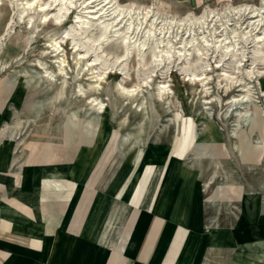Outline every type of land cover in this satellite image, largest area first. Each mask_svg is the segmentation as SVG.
I'll return each mask as SVG.
<instances>
[{
	"label": "rangeland",
	"instance_id": "374dc122",
	"mask_svg": "<svg viewBox=\"0 0 264 264\" xmlns=\"http://www.w3.org/2000/svg\"><path fill=\"white\" fill-rule=\"evenodd\" d=\"M261 1L204 0L203 4L195 6L194 0H115L117 8L114 9L116 12L111 18L117 20L110 28L111 32L99 43L93 44L89 37L99 30V26H95L97 21L91 17L93 14L89 13L93 11V8L83 4V0H73L68 4L69 10L58 22L53 17L56 12L55 5L46 8L50 11V16L44 22L42 19L44 11L39 8L40 3L35 4L33 9L28 10V13L20 19L16 0H1L0 22L8 12H12L13 20L0 37V63L4 61L2 56L14 35L29 37L30 44L18 62H14L11 67H6L0 72V105L2 106L1 101L8 95L2 91L1 86L9 83L13 78L17 80V77L23 76L20 74L25 71L35 79L46 75L53 76L58 82L64 79L69 99L78 83L86 94H90V84L94 80L104 105L103 109L96 113L100 120L101 131L96 147L93 150L84 149L85 158L77 161L70 173L83 174L85 177L90 171L88 179L93 173L96 175L95 179L99 178L102 169L96 167L97 162L93 157L97 154L102 156L106 152L113 134H118L116 133L118 126H121L120 130L126 133L129 129L138 127L137 123L142 118H144L143 123L151 120L150 133L145 131L142 136V139L146 136L149 148L146 149L144 160L133 183L137 182L139 177H144L148 166H155L160 161L159 163L164 165V174L157 191V197L163 199L160 208L167 216H179L186 222L191 219V210L198 211L199 201L202 198L199 194L200 181L191 177L188 161L190 162L192 158L179 157L172 152V149L175 138L182 131L183 119H185V125H191L193 121L199 140L202 142L216 137V145L219 147L217 153L214 151L215 148L212 150L207 146L205 153L200 157L204 166L201 181L205 183L209 181V177L215 175L214 184L207 186L204 193L206 207L204 206L203 211L206 223L209 228L228 225L229 228L235 229L239 223L238 213L242 209V206L237 209L240 198L244 194L252 195L254 192V173L247 168V160H243L240 154L236 155L229 143L237 140L242 130L247 127L245 120H237L238 114L245 108L259 122L264 121V61L259 59L253 62L251 59L253 49L264 46V42H259L257 38V36H264V8L256 10L262 6V3L264 4ZM203 13H206L204 19L193 24L190 20L187 21L191 17L201 18ZM29 15H32L30 24H28ZM81 15L90 22L89 25L85 26L76 18ZM67 28L74 33L70 36L63 35V31ZM81 29L87 30L84 36L81 35ZM149 30L152 31L150 38L147 35ZM124 35L130 37L131 49L126 55L118 58L117 56L123 51V45H121L122 48L115 47L113 53H109V49ZM72 37L75 40L79 38L87 42L93 49L84 55L82 50L88 45L76 47ZM56 42L60 48L57 52L52 47ZM133 44L139 45L143 50L137 51L138 47ZM216 44L222 48L233 45L234 51L221 57L224 51L222 48L215 50ZM197 46L201 48L205 46L207 49L202 51V58L199 64L197 63L200 66L196 70L197 75L192 76L191 72L185 69L192 59L199 56L194 49ZM187 47L189 50L185 51ZM162 49L171 51L169 58L165 61L160 63L159 60H153L147 65L137 63L141 58L149 59L152 51L159 53ZM94 56H100L101 62L108 61L107 65L96 64L95 71L100 78L98 81L97 77H93L96 74L92 73L91 65L86 66V62ZM188 76L193 78L194 82L189 80ZM118 85L129 89L136 85L138 98L135 101L116 99ZM160 85H165L169 91V94L164 96L163 102L156 93ZM52 89L43 93L44 90L41 87L34 83L29 84L25 90L23 102L44 98ZM244 94L248 95V100L243 104L229 103L233 102V98L236 99L238 95ZM13 97L11 103H18L19 97L16 95ZM73 106L76 107V105ZM51 108V104L45 106L38 123L39 125L48 123L47 131L31 136L35 137L40 144L41 155H45V151L52 147L54 152L59 149L64 151L72 149L69 148L71 144L68 145L65 137L59 133L57 124L59 117L51 113ZM6 112L10 113L8 110ZM51 116L52 121L49 120ZM3 118L6 117L0 116V122ZM254 133L259 137L258 141L262 143L264 137L259 130ZM26 135L25 132L23 137ZM18 137L13 155L20 156L18 164H23L24 158L33 145L23 151V144L20 143L22 134ZM3 138V135H0V167L9 161L2 152L11 143ZM133 138L131 137L132 140L129 142H135ZM82 140L81 134L75 147L81 148ZM22 152L24 154L20 155ZM193 155L195 154L191 151V156ZM216 157L220 160L217 168L212 164V160ZM193 159L196 160V158ZM24 168L26 170L29 168L31 173L37 174L36 176L39 175L33 167ZM261 171H264V167ZM246 201L249 202L247 199ZM213 202L217 204L213 205ZM250 206L255 211V203H251ZM249 209H245L244 212ZM247 217L248 223L254 221L252 215ZM221 218L224 220L221 221ZM258 219L259 221L254 224L257 227L256 235L262 238L264 237V219L261 217Z\"/></svg>",
	"mask_w": 264,
	"mask_h": 264
},
{
	"label": "crops",
	"instance_id": "0c3cea01",
	"mask_svg": "<svg viewBox=\"0 0 264 264\" xmlns=\"http://www.w3.org/2000/svg\"><path fill=\"white\" fill-rule=\"evenodd\" d=\"M39 148L32 146L23 164L5 155L9 161L0 167V264H256L260 238L254 224L264 211L256 216L250 206L255 203L252 193L240 198L235 229H207L195 210L188 222L161 210L163 199L157 191L163 174L150 201L147 176L131 183L124 201L129 176L108 205L100 229L91 230L106 196L96 193L94 173L87 184H82L87 175L70 173L82 147L56 152L52 147L45 155ZM24 167H33L39 175ZM248 215L253 222L248 223Z\"/></svg>",
	"mask_w": 264,
	"mask_h": 264
},
{
	"label": "bare ground",
	"instance_id": "6f19581e",
	"mask_svg": "<svg viewBox=\"0 0 264 264\" xmlns=\"http://www.w3.org/2000/svg\"><path fill=\"white\" fill-rule=\"evenodd\" d=\"M72 1L73 0H44V1L42 0H22V1L16 0V5L18 9V12H17L18 17L22 19L25 16V14L28 13V10L33 9L35 4L40 3L39 8L44 11L42 14L43 21L46 22L50 16V11L46 10V8L48 6L55 5L56 12L55 14H53V17L55 21L58 22L61 18H63V16L69 10L70 6L68 4H70ZM203 2L204 0H194V5L200 6L201 4H203ZM261 2H264V0H262ZM83 4H88L90 5L89 8H93V11H89V13H92L93 16L91 17L96 19L97 24H95V26L97 27L99 26V30L96 33H93V35L90 36L89 39L92 41L93 44L99 43L103 39V37H106L107 34L111 32L110 28L117 20V19L115 20L111 18V16H113V14L116 12L114 10L117 8L116 2L115 0H83ZM261 5L262 6L259 7L258 9L256 8V10H260L261 8H264L263 6L264 4L262 3ZM205 16H206V13H203L201 18L191 17L187 19V21L190 20V22L193 24L199 20H202V18L204 19ZM29 17L30 18H29L28 24L31 23L32 15H29ZM76 18L82 21V24H84L85 26L88 23H90L89 21H86L82 15L76 16ZM111 19L113 20L110 22ZM12 20H13L12 12H8L7 14H5V17H3V20L0 22V37L10 27ZM81 30H82L81 35L84 36L87 30L85 31H83V29ZM73 33L74 32L68 28L65 31H63V35L65 36H70ZM151 34H152V31L149 30L147 34L148 38H150ZM257 38L259 42L260 41L264 42V39H263L264 36H257ZM129 39H130L129 36H126V35L121 36L118 39V41L115 43V45L109 49L110 50L109 53H113V49L115 47L122 48L121 45H123V51H121L120 55L117 57L119 58V57H123L124 55H126L129 49H131V45H132ZM72 41L76 42L75 43L76 47L78 46L86 47L88 45L87 42H84L79 38L76 40L75 38H73ZM29 44H30L29 37L14 35V37L10 39L7 45V49L2 56L4 57L3 59L4 61L0 63V72L6 67H9V66L11 67V65L14 62H18V60L21 58V55L27 49ZM192 46L193 45H191V47ZM52 47H54L55 52L59 51L60 49L59 46H57V42L53 44ZM136 47H138L137 51L139 52L143 50L139 45ZM187 48L185 49V51L189 50V48L188 49ZM219 48H222V46L216 44L215 50ZM91 49L93 48L90 45H88L85 49L83 48L82 51H84V55H85V54H88ZM194 49L197 51V54L199 56H197V58L195 59H192L191 62H189L186 65V69H185V71H190L192 76L197 75L196 70L200 67L199 65H197V63L199 64V60H201L203 52H204L203 50H206L207 48L205 46H203V48H201V46H197V47H194ZM222 49L224 53L221 54V57L227 56L228 53H230L231 51H234L233 45L223 46ZM170 53L171 51L169 49H166V50L162 49L161 51H159V53L152 51L151 57L149 59L141 58L138 60L137 63L138 64L143 63L144 65H147L149 62L153 60L154 61L159 60L161 63L165 61L167 58H169ZM251 55H252L251 59L253 62L259 59L264 61V46L262 48H259V47L254 48L253 51L251 52ZM158 57H161V58L156 59ZM100 60H101L100 56H96V57L94 56L89 61L86 62L87 67L91 65V70L93 71L92 73L96 74L93 77L95 78L97 77V81L100 80V78L98 77L99 76L98 73L95 71V69L97 68L96 64H101V65L108 64L107 60H104L103 62H101ZM20 75H23L24 77L19 76L17 77V80L13 78L9 81V83H6L3 86H1L2 91H4L8 95H6V97L3 98V101H1V103L3 102V104H2V113L0 116L6 117V118H3L0 122V135H3L4 137L3 140L11 141V143L9 144L8 148L5 151V155L8 157L9 160L11 159L13 160V158H18V159L20 158V156L17 157L13 155L15 151L16 138H19L18 136L20 134H22L20 143L23 144V147H24L23 151H25L26 148H30L32 145L33 147L35 145L37 146L38 141L35 140V137L32 138L31 136L32 135L37 136L39 135V133L41 134V132L47 131V126H49L48 123L40 124V125L38 123H39L40 116L43 114L45 106L47 104H51L52 105L51 113H53V115L56 114L55 116L59 117V122L57 123L58 128L60 130L59 133H62V135L65 137V142L66 143L68 142L67 143L68 145L70 144L71 146L75 145V143L78 141L79 136H81L82 134L83 144H82V150H81L78 161L80 159L83 160L86 155V154L84 155V152H85L84 149L93 150L96 147L99 133L101 131L100 120L97 118L96 113L100 111L101 109H103L104 105L102 103V100H100V96L97 92L99 91L98 90L99 88L98 86H96L95 81L93 80L92 83L90 84V87H91L90 94H86L81 84L78 83L77 87L71 93V98L69 99L67 95V91H66L67 86H66V82L64 79L58 82L51 75H46L45 77H43L44 79L43 78L35 79L33 76H31V74L27 73L26 71ZM190 76H188L189 80L194 82V79L191 78ZM32 83H34L38 87H41V89L44 90L43 93H46L48 89H51V88L53 89L44 98L37 99V100H30L28 102L27 101L23 102L24 101L23 96L25 95L24 94L25 90L27 86H29V84H32ZM45 88L47 89L45 90ZM118 88L119 89H117V95H116L117 97L115 96L116 99H122V100L126 99V100L135 101L139 96L137 92L138 87L136 85H134V88H131V89L122 88L120 87V85H118ZM156 93H157V96L161 99L160 101L163 102L164 96L166 94H169V91L165 85H160L158 86ZM13 95H16L19 97L18 103H11L12 100L14 99ZM73 100H75V102ZM247 100H248V95L244 94V95H238V98L236 99L233 98V102H229V103H231V105L237 104V103L243 104ZM76 101H77V104H76ZM73 105H76V107H74ZM84 107H88V109H84ZM6 110L10 111V113H7ZM249 117H250V120H249ZM143 119L144 118H142L140 122L137 123L138 127L134 129H129L130 131L128 130V132L126 133H123V131L120 130L121 126H118V129L116 128L117 131L115 130L116 133L118 134H115V133L113 134L111 138V142L109 143V146L106 149V152H104L102 156H99L97 154L96 156L93 157L94 161L97 162L96 167L98 166V167H101L102 169V172L99 173V178L95 179L96 175L93 176V179L95 180L94 182L96 183L95 188H97L96 193L102 194L104 195V197L106 196L105 197L106 203L102 205L101 210L99 211V214H98V219L97 221L95 220V222L93 223L91 230L95 228L97 230L100 229V225H102V221L108 213V209H109L108 205L112 203L114 195L120 190V188L126 182V179L129 176H131V179H129V182L124 189V193H123V198H124V195L128 187L131 185V183L133 182L134 178L136 177L140 169V166L145 157L146 149L149 148V144L146 143L147 142L146 136L144 139H142V136H144L143 133L145 131L150 133L149 129L151 128L149 126L150 125L149 122L151 120L149 121L146 120V122L143 123L142 121ZM49 120L52 121L53 117L51 116ZM183 120L185 122V119ZM237 120H240V121L245 120L247 127H245V129L242 130V133L238 137L237 140L230 141L229 146L231 147L232 151L236 155L240 154L243 160L245 161L247 160V163H246L247 168L250 171H252V173H254L253 196H254V200L256 204L255 212L257 216L259 212L264 211V171H261V169L264 167V141L260 143L258 141L259 137L256 136L254 132L256 130H259V133H261L262 137H264V121L259 122L256 117H252V114L248 112L246 108L245 110L242 111V113L238 114ZM184 122L182 123V126H181L182 131H180L179 129L180 132L178 134V137L175 138L172 152L179 155V157L184 156L185 157L184 159L186 158L189 159V157L192 158V160L190 159V162L188 161L189 168L192 173L191 177L193 179H196L197 181H200L199 194L200 196H202V198L199 201L200 204L198 207V211L195 214V217L198 218L200 225L208 229L209 225H205V214L203 211L204 206L206 207L205 205L206 202L204 200V197H205L204 193H205L207 186L209 185L211 186L212 184H214L215 175H212L211 177H209V181L207 180L205 183L201 181V178L203 177V173H204L203 171L204 166L200 160V157L205 153L207 146L211 149L215 148V150L214 149L212 150L216 152H217V148L219 147L216 145L217 144L216 137L208 138L207 140L205 139L206 141L201 142V140H199V134L197 132L195 123L191 121V125L189 124L185 125ZM234 131L236 132V129H234ZM25 132L27 135L26 137H23ZM235 132L233 134L234 137L236 136ZM131 137L136 141L129 142L130 140H132ZM114 138L116 140H114ZM38 140H40L39 137H38ZM220 148H221V145H220ZM96 150H98V148ZM191 151H193L195 154L193 155V157L191 156ZM22 154L24 153L22 152L20 155ZM193 158H196V160H194ZM105 160L108 162H106ZM159 162L155 166H148L144 173V176H147L149 180L148 185H147V190H146L147 195H148V201H150L153 195L155 194L157 180L159 176L164 174V165ZM212 164H214L215 168H217L220 165V160H218L216 157L212 160ZM89 173L90 171L88 172L87 176L89 175ZM89 179L86 178V180H84L82 184H87ZM124 201H128V200L124 198ZM212 204L216 205L217 203L213 202ZM258 217H261L264 219V216L262 215L261 216L259 215ZM169 218L173 219V215H170ZM156 221H157L156 223H159L158 220ZM154 235H155V231H154ZM150 236L149 238H151ZM179 236L180 235H178L176 239H178ZM152 237H153V233H152ZM146 242H148V240ZM211 247L221 248L224 246H211ZM157 249H160V248H157ZM161 252L163 253V251ZM256 253H257L256 264H264V237L257 240ZM156 260H158V258Z\"/></svg>",
	"mask_w": 264,
	"mask_h": 264
}]
</instances>
